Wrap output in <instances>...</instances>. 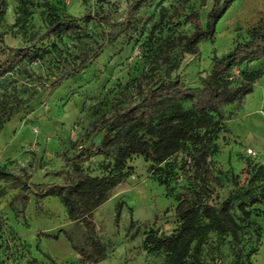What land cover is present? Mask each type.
I'll return each instance as SVG.
<instances>
[{"label": "rangeland", "instance_id": "1", "mask_svg": "<svg viewBox=\"0 0 264 264\" xmlns=\"http://www.w3.org/2000/svg\"><path fill=\"white\" fill-rule=\"evenodd\" d=\"M226 2L6 0L0 31L15 50L9 62L20 50L33 55L10 72L3 73L6 64L0 68V105L15 103L18 96L24 108L0 129V169L28 185L17 188L8 182L11 177L0 179V264H170L169 253L149 250L145 239L178 231L177 207L198 195L214 206L231 202V214L242 227L240 264H264V203H254L264 188V59L231 73L236 81L252 73L262 76L241 103L222 108L205 180L196 176L189 141L161 173L153 174L143 156H133L124 169L128 176L110 191L80 200L74 217L60 195L38 196L45 187L65 183L71 164L93 177L117 174L114 158L99 151L114 148L127 110L165 81L179 80L198 96L213 73L215 56L224 58L249 42L254 30L264 35V0H234L214 36L190 51L185 42L194 28L175 11L179 6L186 14L199 11L206 26L215 4L222 8ZM51 14L76 19L81 31L48 35ZM88 14L96 19L85 23ZM83 59L88 61L78 74L54 87L63 69ZM35 89L42 92L36 98ZM184 109L191 104L184 103ZM119 114L124 116L117 121ZM107 118V125L100 124ZM96 124L100 131H93ZM19 195L30 200L16 201ZM242 204L252 212L249 218ZM90 237L101 243L102 253H95ZM199 249L190 264L237 262V245L228 233L209 229Z\"/></svg>", "mask_w": 264, "mask_h": 264}, {"label": "trees", "instance_id": "2", "mask_svg": "<svg viewBox=\"0 0 264 264\" xmlns=\"http://www.w3.org/2000/svg\"><path fill=\"white\" fill-rule=\"evenodd\" d=\"M233 1L227 0L222 8H218L215 4L208 15L206 26L201 20L199 11L195 10L186 14L184 7L179 6V9L175 11V16H184L194 28L193 34L185 42L190 51H195L200 42L214 36L218 22L226 14ZM5 10L6 0H0V28ZM83 19L85 23H90L96 17L88 14ZM77 22L74 18H62L51 14L47 23V34L60 36L66 33H79L81 28ZM13 52H15L14 49L5 45L3 34L0 31V68L7 65L3 73L10 72L27 55L32 54L20 50L13 61L9 62L8 57ZM262 59H264V35L254 30L249 42L237 45L224 58L218 56L213 58V73L208 79L203 80L198 96L192 94L191 90L179 80L162 82L146 93L139 104L127 110L125 115L128 120L116 134L117 143L114 148L99 151L106 158H114L113 171L117 174L93 177L71 164L65 183L45 187L39 191L38 196L60 195L68 214L74 217L78 212L80 200L91 199L99 193H106L117 187L128 176L124 173V169L133 156H143L150 164L153 174L161 173L164 171L162 165L183 149L189 141L196 154L194 158L196 176L205 180L210 152L215 151L214 139L221 132V121L224 120L221 113L222 108L241 103L253 92V84L262 76V73H252L245 76V80L236 81L232 79L231 73L236 66ZM87 61L88 59H83L81 63L63 69L54 87L78 74ZM41 93L35 89L33 97L36 98ZM15 100V103L0 105L2 119L0 129L5 122L17 116L24 109L21 106L22 100L18 96H15ZM187 102L191 104V109H184V103ZM123 116L124 114H119L116 120L118 121ZM109 122L110 119L107 118L101 120L100 124L105 126ZM100 129L101 127L96 124L93 131H100ZM89 135L87 137H90ZM79 157L80 155L76 156V158ZM3 177H11L8 182H11L14 187L28 188L22 178L0 169V179ZM160 184L164 185L166 182H160ZM15 200L29 201L30 197L19 195L15 197ZM258 202L264 203V188L260 200H254V203ZM245 207L242 204L240 209L243 215L249 218L252 212L246 211ZM232 208L230 201L214 206L205 202L200 195L195 199L182 200L177 207V214L182 221L181 228L170 236L150 234L145 239V245L151 251L168 252L170 264H190L191 258L200 251L199 248L205 234L209 229H213L222 234L228 233L233 237L237 245L236 264H240L242 248L239 243V231L242 227L231 214ZM132 225H134L133 222ZM89 243L96 251L95 253L100 254L104 251L101 243L93 237L89 238ZM80 254L86 259L93 257L88 255L86 250H81ZM29 264L43 263L32 260Z\"/></svg>", "mask_w": 264, "mask_h": 264}, {"label": "built area", "instance_id": "3", "mask_svg": "<svg viewBox=\"0 0 264 264\" xmlns=\"http://www.w3.org/2000/svg\"><path fill=\"white\" fill-rule=\"evenodd\" d=\"M249 153H250V154H252V153H253V151H252V150H249Z\"/></svg>", "mask_w": 264, "mask_h": 264}, {"label": "crops", "instance_id": "4", "mask_svg": "<svg viewBox=\"0 0 264 264\" xmlns=\"http://www.w3.org/2000/svg\"><path fill=\"white\" fill-rule=\"evenodd\" d=\"M256 1V3L259 1V0H255ZM260 20V19H259Z\"/></svg>", "mask_w": 264, "mask_h": 264}]
</instances>
